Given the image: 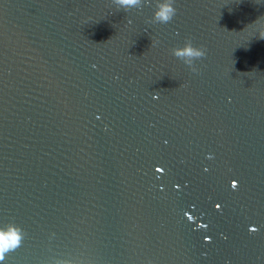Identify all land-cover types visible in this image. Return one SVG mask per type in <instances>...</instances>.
I'll list each match as a JSON object with an SVG mask.
<instances>
[{"label":"water","instance_id":"95a60500","mask_svg":"<svg viewBox=\"0 0 264 264\" xmlns=\"http://www.w3.org/2000/svg\"><path fill=\"white\" fill-rule=\"evenodd\" d=\"M167 2L0 0V264H264V0Z\"/></svg>","mask_w":264,"mask_h":264},{"label":"clouds","instance_id":"9594fccd","mask_svg":"<svg viewBox=\"0 0 264 264\" xmlns=\"http://www.w3.org/2000/svg\"><path fill=\"white\" fill-rule=\"evenodd\" d=\"M121 5H136L139 0H118ZM176 8L173 6V0L167 3H161L158 5L155 12V18L162 22L168 23L171 21L176 13ZM261 39H264V33L261 34ZM175 55L184 57H203L206 55V50L203 46L194 47L191 40L183 48L176 49ZM21 233L20 230L15 227H9L7 231H0V261L4 259V253L17 248L21 243Z\"/></svg>","mask_w":264,"mask_h":264}]
</instances>
